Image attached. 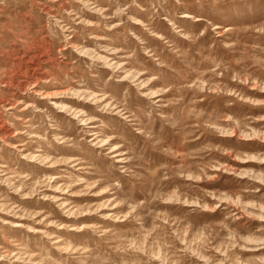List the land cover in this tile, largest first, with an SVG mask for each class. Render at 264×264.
Wrapping results in <instances>:
<instances>
[{"label": "clouds", "instance_id": "obj_1", "mask_svg": "<svg viewBox=\"0 0 264 264\" xmlns=\"http://www.w3.org/2000/svg\"><path fill=\"white\" fill-rule=\"evenodd\" d=\"M0 264H264V0H0Z\"/></svg>", "mask_w": 264, "mask_h": 264}]
</instances>
